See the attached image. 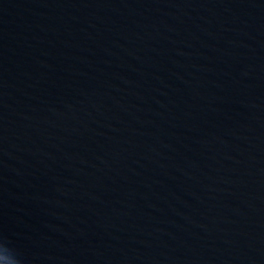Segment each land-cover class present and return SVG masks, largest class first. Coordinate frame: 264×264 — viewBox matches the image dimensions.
<instances>
[{"label":"water","instance_id":"obj_1","mask_svg":"<svg viewBox=\"0 0 264 264\" xmlns=\"http://www.w3.org/2000/svg\"><path fill=\"white\" fill-rule=\"evenodd\" d=\"M0 264H264V0H0Z\"/></svg>","mask_w":264,"mask_h":264}]
</instances>
